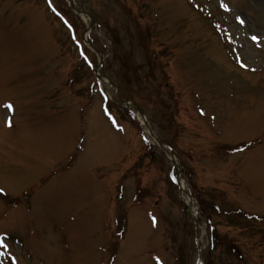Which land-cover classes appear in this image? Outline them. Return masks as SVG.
<instances>
[{
	"label": "rangeland",
	"instance_id": "obj_1",
	"mask_svg": "<svg viewBox=\"0 0 264 264\" xmlns=\"http://www.w3.org/2000/svg\"><path fill=\"white\" fill-rule=\"evenodd\" d=\"M73 4L0 0V264H196L177 178L264 264V0Z\"/></svg>",
	"mask_w": 264,
	"mask_h": 264
},
{
	"label": "trees",
	"instance_id": "obj_2",
	"mask_svg": "<svg viewBox=\"0 0 264 264\" xmlns=\"http://www.w3.org/2000/svg\"><path fill=\"white\" fill-rule=\"evenodd\" d=\"M184 171H185V173H186V175L188 176V177H190L191 175H190V173L188 172V169H185V167H184ZM197 200H198V202L199 203H203L201 200H200V198L198 199V198H196ZM219 206L218 205H214V208L215 209H219L218 208ZM201 208H202V206H201ZM202 211H204V210H202ZM123 217H124V214L122 215V216H120V218H119V220H121V222L119 221V223H118V226H117V228H116V230H115V232H114V234H116V235H121L122 233H123V228H124V226H123ZM209 216H207V218H208ZM116 244H117V242H114V249H115V247H116ZM214 245V243L212 242V246ZM234 248V247H233ZM230 250V249H229ZM235 254V253H234ZM204 260H205V264H210V261H209V259L207 258V255L206 254H204Z\"/></svg>",
	"mask_w": 264,
	"mask_h": 264
},
{
	"label": "snow or ice",
	"instance_id": "obj_3",
	"mask_svg": "<svg viewBox=\"0 0 264 264\" xmlns=\"http://www.w3.org/2000/svg\"><path fill=\"white\" fill-rule=\"evenodd\" d=\"M241 23H243V21H241ZM252 39H253V40H256V39H258V38L254 36ZM9 107H11V105H9ZM0 191H3V190L0 189Z\"/></svg>",
	"mask_w": 264,
	"mask_h": 264
},
{
	"label": "bare ground",
	"instance_id": "obj_4",
	"mask_svg": "<svg viewBox=\"0 0 264 264\" xmlns=\"http://www.w3.org/2000/svg\"><path fill=\"white\" fill-rule=\"evenodd\" d=\"M201 263V259L198 257V260L196 261V264H200Z\"/></svg>",
	"mask_w": 264,
	"mask_h": 264
},
{
	"label": "water",
	"instance_id": "obj_5",
	"mask_svg": "<svg viewBox=\"0 0 264 264\" xmlns=\"http://www.w3.org/2000/svg\"><path fill=\"white\" fill-rule=\"evenodd\" d=\"M195 233H196V236H198V229H197V227L195 229Z\"/></svg>",
	"mask_w": 264,
	"mask_h": 264
}]
</instances>
